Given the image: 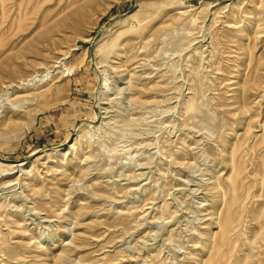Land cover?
Masks as SVG:
<instances>
[{
    "label": "rangeland",
    "instance_id": "1",
    "mask_svg": "<svg viewBox=\"0 0 264 264\" xmlns=\"http://www.w3.org/2000/svg\"><path fill=\"white\" fill-rule=\"evenodd\" d=\"M0 264H264V0H0Z\"/></svg>",
    "mask_w": 264,
    "mask_h": 264
}]
</instances>
